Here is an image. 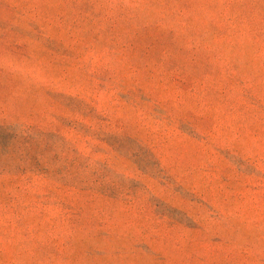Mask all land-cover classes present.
I'll list each match as a JSON object with an SVG mask.
<instances>
[{
  "label": "rangeland",
  "instance_id": "374dc122",
  "mask_svg": "<svg viewBox=\"0 0 264 264\" xmlns=\"http://www.w3.org/2000/svg\"><path fill=\"white\" fill-rule=\"evenodd\" d=\"M0 264H264V0H0Z\"/></svg>",
  "mask_w": 264,
  "mask_h": 264
}]
</instances>
